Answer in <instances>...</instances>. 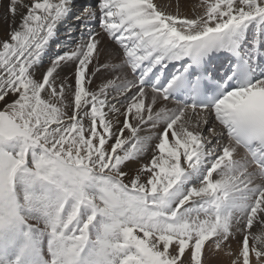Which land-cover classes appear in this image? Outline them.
Listing matches in <instances>:
<instances>
[{"label": "snow or ice", "instance_id": "6c2138e0", "mask_svg": "<svg viewBox=\"0 0 264 264\" xmlns=\"http://www.w3.org/2000/svg\"><path fill=\"white\" fill-rule=\"evenodd\" d=\"M0 25V264H264V0Z\"/></svg>", "mask_w": 264, "mask_h": 264}, {"label": "bare ground", "instance_id": "6f19581e", "mask_svg": "<svg viewBox=\"0 0 264 264\" xmlns=\"http://www.w3.org/2000/svg\"><path fill=\"white\" fill-rule=\"evenodd\" d=\"M4 27L3 25H0V28ZM209 264H228L227 257L221 256L218 259L212 260L210 259Z\"/></svg>", "mask_w": 264, "mask_h": 264}]
</instances>
